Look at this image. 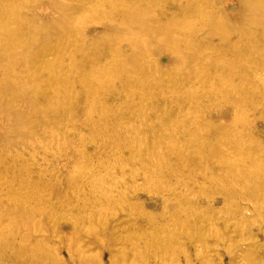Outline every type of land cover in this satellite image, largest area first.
<instances>
[{
  "label": "rangeland",
  "instance_id": "rangeland-1",
  "mask_svg": "<svg viewBox=\"0 0 264 264\" xmlns=\"http://www.w3.org/2000/svg\"><path fill=\"white\" fill-rule=\"evenodd\" d=\"M78 1L0 0V23L12 27L16 45H53L67 56L60 67L74 72L58 76L98 79V88L49 85L41 66L56 63L47 51L26 50L9 75L0 69V85L12 80L27 92L16 96L0 86V264H30L21 245L28 252L37 248L40 264H141L140 235L152 247L167 233L187 229L175 216L180 203L199 225L165 246L162 262L264 264V206L221 196L243 184L256 189L264 179V0H158L151 13L135 2L154 0H122L113 21L83 25L77 17L69 21L80 15L76 8L100 2ZM205 7L211 10L203 13ZM85 94L97 108H85ZM67 97L72 104L65 111ZM237 99L247 102L234 111ZM209 121L225 127L234 146L228 157L248 159L216 171L199 163L180 166L172 180L151 177L160 171L153 150H165L162 136L178 135L181 151L191 157L204 141H221L222 134L204 125ZM190 134L197 147L186 143ZM249 142L253 151L244 148ZM188 172L195 185L182 176ZM99 180L100 193L92 188ZM198 199L204 203L191 210L188 204Z\"/></svg>",
  "mask_w": 264,
  "mask_h": 264
},
{
  "label": "bare ground",
  "instance_id": "bare-ground-1",
  "mask_svg": "<svg viewBox=\"0 0 264 264\" xmlns=\"http://www.w3.org/2000/svg\"><path fill=\"white\" fill-rule=\"evenodd\" d=\"M83 1L84 0H82V2ZM93 1L100 2V4H94L90 9L76 8V9H78V11H81L80 15H73L69 19V21H71L73 18L77 17V18H80L79 21H78V25H83L84 23H86L90 19L99 20V21H105V20L113 21V19H115L118 16V14H119L118 9L120 7V4H121L122 0H93ZM129 1L130 0H126L125 2H129ZM194 1H196L198 3V5L202 3V0H194ZM262 1L263 0H261V1L259 0V3H261ZM82 2L78 1L77 3L82 5ZM208 2H209V0H205L204 1V5L207 4ZM159 3H160V1H158V0L142 1V2L137 1V2H135V8H137L138 10H142V11L150 10L149 13H151L153 11L151 9L157 8L159 6ZM205 8L207 9V7H205ZM210 10L211 9H207L203 13H207ZM212 18H213V16H212ZM11 29H12L11 26L5 25L1 21V23H0V63H2L4 61L8 63L7 65H1L0 66V69L2 70V73H5L3 76L9 75L6 72L13 70V66L12 65L14 63H16L17 61L21 60V54L24 53L26 50H29V51H33L34 50L35 53H40L42 51H47V52H50V53L53 54L54 63H56L53 66L50 65V64H44V65L41 66L42 69L44 70L42 73H44L45 77L47 76L46 80H47V83L49 85L57 84V85L69 86V84L73 82V83H78L79 85H83V86H90V87L98 88V79L96 77H94L95 79H93V78L89 79L88 78V79L83 80V79H79V77H74L73 78L71 76H68V78H61L60 76H58L57 75L58 73H64V71H66V70H68V73H73L74 74L73 69L69 68V66L60 67V65H61L60 64V60H62L64 57H67V56H65L64 52L59 51V49L55 48L53 45H50L48 43L39 44L37 41L34 43L35 49H31L28 44H24L23 46L16 45V39L17 38H16L15 33L11 32ZM63 30L66 31V36H69L68 34L71 33L72 39H75V35L72 32L73 30L70 31L71 29L69 27H65ZM261 36H262V38H261L262 42L264 44V32H262ZM10 38H14V40L12 41V43L15 45L14 47H12L13 45L10 47L9 43H7V40H10ZM68 40H69V37L66 38V41H65V42H67L66 43V47L71 45V43H72L71 41H68ZM1 44L4 46L5 49L2 48ZM176 56H178V55H176ZM37 62H38L39 65L41 64V61L37 60ZM249 62H251V61H249ZM47 73H48V75H47ZM111 74H115V73H111ZM56 75H57V77H55ZM30 78H32V77H30ZM18 80L21 81L22 83H28L30 81L29 79H26V78H23V77L19 78ZM243 83H245V82H243ZM15 85H17V84H15L14 81L10 80V81L6 82L5 84H1L0 86L9 89L16 96L27 93L25 90H16L17 87ZM223 86H225V85H223ZM236 89L243 90L244 87L238 85V86H236ZM209 91L210 90H208L207 95L208 96L210 95V97L212 99L215 94L213 92L209 93ZM223 92H225L226 95H229V97L233 96V94L229 93V91L226 90V89H224ZM64 93H66V92H64ZM126 94H131V93L126 91L124 95H126ZM53 98H54V96H53ZM82 100L84 101V103L86 105L85 108L86 109L89 108L88 109L89 111H90V109L92 110L93 108H97L98 107V104H96V101L95 102L92 101V102L89 103L90 97L87 94H85L83 96ZM246 102L243 101V99H240V100L237 99L234 102V104H235L234 105V109H235L234 111H239L242 106L246 105ZM64 104L65 105L63 106V108L66 111L72 104L69 97L66 98ZM104 106H105L104 104H100V107L103 108ZM252 106L255 108V104L254 103L252 104ZM55 113L56 112H52L51 115H55ZM27 114H28L27 112L23 113V115H27ZM88 116H90V115H88ZM234 116H235V114H234ZM235 119L236 118H234V120L231 122V125L233 127L239 125V123H240L238 121H235ZM204 125H208V127L210 128V131H215V133L222 134L223 137L221 138V141H204L205 142L204 145H199L198 141L196 139L193 140V137H191L192 134H190L189 136H186L188 138L186 140V143L188 145H191V146H194V147H197L199 145V147H198L199 150L195 149L194 156L191 157L189 154L185 153L184 151H181L182 149H184V145H183V143H182V141H181V139H180V137L178 135L176 137L171 135V137H169L168 140H167V138L165 136H162L161 138H163L164 141L166 142L165 143V147H164L165 150H163V151L153 150V154L155 156L161 157V161H159V157H158V160L156 162V167H159L160 171H153L152 170L151 172H149L151 174V177L152 178L153 177L154 178L155 177L159 178V177L164 176L165 179L172 180L173 178H175V177L180 175L179 174L180 166H191L193 164H198L199 163V165H201V166H205L208 169L210 168L212 171H216V170H221V169L224 170L226 168V165H230L231 163H235V161H237V163L239 164V163H243L245 159H248L245 155L236 156L237 153H235V155L233 157H228L226 155V152H228V153L234 152V149H233L234 146L229 141H227L226 137L224 136V134L226 133V130L224 129L225 127L218 126L217 124H212L210 121L205 123ZM189 128L191 130H193L192 126H188V129ZM192 133L194 134L195 130H193ZM248 144L249 145L248 146H244V148L252 150L253 146L250 144V142ZM257 147H258L257 150H258V156H259L261 154L263 148H262V146L259 143H257ZM255 150H256V148H255ZM157 152H158V154L156 155ZM248 157H249V155H248ZM142 162L144 163V160ZM260 163H262V162L258 161L259 165H261ZM257 167H258V171L257 172H259L260 171L259 170V166L257 165ZM250 170L253 171V166L250 168ZM203 173H204V171H203ZM182 176L185 179H187V181H189L190 184H194L195 183V182H193L194 176H193L192 173L188 172V173L183 174ZM198 184H199V182H198ZM233 184H234V182H233ZM211 185H212V183H211ZM88 187H89V185H85L84 184V188L85 189H88ZM104 187H105L104 186V182L100 181V180L96 181L92 185L93 190L97 189L99 191V193L103 190ZM224 188H226V187L224 186ZM190 189L193 190V187L191 186ZM221 191H222V194H223L221 196H224V198L232 196L231 194H233V197H231L232 199H236V200L237 199L238 200L242 199L243 200V198H244L245 200L246 199L249 200V198H250V200L254 201L259 206H264V179H263V176L261 178V182L256 184V189H248L247 187H244V184H243L238 189H231L230 190V189L227 188V189H224V190H221ZM225 192H227L228 195H224ZM243 192H245L246 195H244ZM193 193H194V190H193ZM150 194L156 195L157 193L154 192V191H150ZM228 202H229V200H228ZM198 203H199V205H198ZM201 203H204L203 200L202 199H198V201L191 202L188 205L189 206L191 205L190 207H191V210H192V209L198 208V206H201ZM182 204H184V202H182ZM185 208H186V206H184V205L181 206V203H180V205H177V207L175 208V211H176L175 212V216H180L181 217L180 221H181L183 227L187 228V229H184L183 232H181V233H178V232L167 233L165 237H162L161 239H159L157 241L158 243L155 246H152V247L149 246L148 243H146L147 242V238L144 235H140L139 236L141 238V241H139L137 243H139L142 246H144V250H145L144 252L146 253L145 260L140 261L141 264H150L151 263L150 261H153L156 264H166V263H164V262H162L160 260V258L164 254V247L165 246H170L171 243H177L178 244L180 242V239H185L187 237L185 235L187 232L188 233H192V230H193V232L196 230V228L199 225V220L197 218L195 219V216L190 215L188 212L182 211V210H185ZM263 210H264V208H263ZM201 218H203V217H201ZM170 221H171V223H173L172 219ZM180 221H179V223H180ZM190 240H191V237L186 239V241L190 244V250H192L193 249V245H192ZM23 247L24 246L21 245L22 255H23V257H27L29 259L27 261L30 264H40V263L43 262V254L39 250H37V248H36V251L28 252V251H24ZM179 254H180V252H179ZM173 260H174V258H172V257H170L168 259V261L170 263H172V264L174 262Z\"/></svg>",
  "mask_w": 264,
  "mask_h": 264
}]
</instances>
